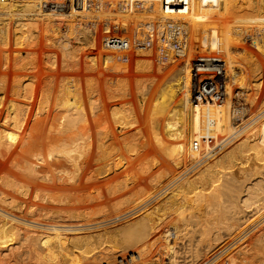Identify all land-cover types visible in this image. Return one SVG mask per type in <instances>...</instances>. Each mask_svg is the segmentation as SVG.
Returning a JSON list of instances; mask_svg holds the SVG:
<instances>
[{
  "label": "bare ground",
  "instance_id": "obj_1",
  "mask_svg": "<svg viewBox=\"0 0 264 264\" xmlns=\"http://www.w3.org/2000/svg\"><path fill=\"white\" fill-rule=\"evenodd\" d=\"M45 1H50V0H0L1 46L9 47L11 43L13 45H18V46L23 45L25 43H30L31 45V43L33 42L36 43V41L33 40L39 38L41 34H43L42 36H44L46 40L66 38V36L68 37V35H74L76 37L77 32L75 35L74 33L76 31L75 29L76 27L74 22L72 21V23L74 24L72 26L75 27V28L72 27L73 29H75L74 32L71 30L70 28L71 26H69L70 25L69 23H68L69 25L66 26L67 31L63 30V27L61 25L59 24L57 25L54 22V20H56L58 16L56 15L57 17L55 16L56 18H53L54 16L51 15L53 13L56 14L57 11L55 10L56 11L55 13L54 10H44L42 8V5ZM161 1L162 0H86L85 2L78 4L79 9H75L72 7L71 10L67 9L64 11H59V12H69V13L78 14L79 16L77 17L79 18L81 17L83 19V20L81 19V21H84V25L86 27V28L83 27L85 29L84 30L82 29L83 34L81 35V37L78 35L79 36L78 40L85 42L88 47L89 46L92 47V50L93 48L95 50L100 48V50L98 49L99 54L98 52L95 53V51L94 52L90 51L92 52L90 53V57L87 56L89 57L87 63L92 68H95L98 64H101L100 65L101 68L102 67L106 68L107 64L111 65L113 62L119 63L116 56L112 55L113 51L105 50V49L101 50L102 47L99 43L100 35L111 31L112 27L110 23H108L105 20L103 22L101 21L102 25L100 24L101 25L100 27V25H97V23L94 22L95 20H92L95 17L99 18V16H102L105 13L103 16L108 14L109 15L119 14L126 17L128 20L132 19L134 21L133 23L130 22L131 20L130 21L124 20L123 22H120V24H118L117 26L116 23H114L113 24L114 28H118V31L119 30L123 31L128 35L137 34L139 35V38H142L140 36L145 37L146 34H148V36L145 38H150L152 41V45L151 47H149L150 49L148 48V50L146 51H139L136 49L134 50L135 46H133L134 43L132 41L130 46V55L132 56V59L134 57L137 64L136 66L139 67L141 71L142 68L144 69V71H146L147 69L150 70L151 67L154 66L153 64L155 63L153 56L155 55V53L159 59L158 63L162 65V66L158 65L156 67V71L158 70L157 71L158 73L159 72L163 73L165 75V79L163 77L164 75L162 74L160 75L159 73V75L162 76L164 79L160 81L162 78L159 79L158 73L154 71L155 72L154 75L149 77V79L146 81V84L143 83L145 85L139 86L138 92L140 94L139 96L142 97L141 100H143L142 102L143 105L145 106L147 105L144 104V101H146L147 99L146 97L149 98L151 97V101H154L151 107L152 110L148 108L152 111L150 113L152 114V116L151 118L148 116L149 114L148 112L149 110H148L147 117L151 119V121L149 122L152 123V129L155 135V141H156L155 146H157V148L160 149L158 152H160L161 155L163 154L165 155V161H163V159H161L160 156L153 157L156 154L151 153L152 152L151 151L149 152V155H151V157H153L154 160H152V163H149V161L151 162L150 158L147 159L148 157H145V159L149 160L146 161V163H149L148 165H146L147 166L146 170L144 168L146 173H144L145 171H140L139 173L133 175L134 178L130 177L131 182L126 180L125 182L122 181L123 184L118 183L119 184L118 189L120 192V190L127 191L132 189L136 183H139L142 180L146 181L145 185L148 184L152 192L150 191L151 193L147 197L145 196L146 198H144V200L146 199L145 200L146 202L144 203H141L139 200L132 201V199H130L132 202H126L127 204L124 207H117L115 209L114 206L115 204L118 203V201L117 203L113 202L112 208H114L115 210L110 209L111 211L105 212L104 217L101 216L102 218L93 219V217L96 216V215L93 216L94 215L93 214L92 216H90L92 218L87 219L86 217L87 221H80V222H78L79 220L76 222H68L66 221L67 219L65 220V218L66 217L68 218L69 216L71 217L69 220H71L72 217L78 216L76 214L77 213L76 210H78V208L74 209V207L69 208L67 207L68 205L67 206L62 205V210H60L61 212L58 211L57 214H54L53 212L55 211L54 209H51L50 205H52L53 202L59 203L58 205L66 203L69 200V197L74 194L73 192V194L70 195L68 193L70 190L72 191L75 189L76 190V191L74 190L75 192H79L80 189L86 188L89 185L90 188H96L98 189L99 193H102L103 191H101V189L103 188V184L101 183L102 185H98V182L100 180L96 182L97 175L105 174L107 172L109 174V172L111 173L110 171L111 169L118 167L121 164H122L121 166H123L124 163L126 164V162L127 164L130 163V161L129 162L125 161L124 163H122L123 159L120 158L119 161H116L117 163H115L113 159L115 156L112 158L111 157L112 155L110 154L112 150L109 151L107 150L106 146H108L112 142V140L110 143H107L106 145V139L108 136L112 135L111 133H113L114 131L111 132L109 127L107 129L106 124H105L106 129L104 131L99 130L101 128L99 126L100 123L98 124V126L100 127L98 129L99 131L97 132L94 131L95 129L93 127L94 117L99 114H101V116L103 114L105 115L109 108L107 106L108 104L105 103L106 106L101 105L98 103L99 102L97 100L98 98L94 99V97L92 98L90 96L92 94L94 95V91L99 88L93 87L92 89H88V90L85 89L86 91L84 92L86 93V95L88 92V96H89L87 97L89 99H87L85 97V94L79 91L78 88L76 89L75 87H69L66 89H62L64 87L62 88L59 87L58 89L61 90V92H63L62 90L65 91V96L63 94L64 92L62 93L63 96L61 95L60 92V96L66 97L65 99L69 100L68 101L69 103L63 104L67 107L65 114L58 115V114H54V112L51 109L47 108V104L44 98L43 100L41 98H38L39 97L37 96L38 93L36 92L35 89H33L34 82L32 80L30 82L28 81L27 83H21V84L18 83V80H16L17 82L15 83L13 82L10 86L11 95L8 97L6 93H8L9 91L5 90L7 78L5 77L0 78V148H5L4 150H6L5 152L6 155L4 154L2 156L6 157L9 154V158H10L9 161L12 162V164L10 163L12 168H14L17 173L20 172V175H18L15 172V178H12L13 180L8 182L9 185L8 187H11V190H13L12 193L14 192L20 193L26 198L30 197V195H33L34 196L33 198L36 199L35 205L30 206V209L28 210L29 213L28 211L26 213L30 214L33 218H36L35 215L37 214L40 215L38 216L40 220L32 219V217L28 219L27 218L28 216L22 215L21 213L25 214L23 211L25 208L22 209L23 207H26V203H24L25 200H19L18 199L19 197H17L16 194L14 193L13 195H11V201L3 198L4 201L8 202L9 209H11L10 207H12V209L14 208L13 209L14 211L13 210L8 211L7 209H4L3 206H0V227L4 231L12 232L14 236L16 235L15 237L19 238L20 236L21 237L20 239L28 240L29 243L30 242L32 243L31 244L32 246L29 244L26 245L27 246L29 245L28 247H30L29 248L30 255L28 254V256L30 257V261H33L34 264H41L42 262H44V258L43 259L40 258L42 256L39 255L40 252L39 251H38L39 253L34 252L38 250L37 249L38 247L36 248L35 245L36 244L38 245V242L40 244L41 240L43 241L44 238L45 239L48 238L47 240L51 238L53 245L59 246L58 248L60 250L59 254L63 256L64 255L70 256L72 260V264H100V262L105 264L106 263L111 264L113 259H111V257L108 255L109 253L105 252L103 247L105 248L107 245H109V247L110 245L120 247L121 244H123L124 246L125 243L132 244L133 248L134 246H136V248L139 249L142 248L144 249V247H146V257L144 254L140 253L141 254L140 255L138 253L139 256L141 257L137 258L136 260H134V262H132L131 260L132 254H134V256H136L137 254L132 251V253H129L127 256H124L122 252L126 251L127 249L123 248L120 250L121 254H119L118 252L119 258L121 256L122 260L120 262L122 264H131V263L132 264H180L181 261L180 256L181 258L183 257L181 252H179V249H181L180 244L184 242L185 239L186 240L188 239L191 243H194L195 240V242L198 243V246L200 245V249L198 246H196L197 247L196 249L198 250L194 248L196 250L195 251L193 249L196 252V254L193 256V259H195L194 261L195 263L193 264H264V239L263 240L260 239L261 240L260 245L256 247L257 253H254V256L251 255V257H249L250 252H248L249 254L247 253L249 249H244V246L243 247L239 246V248L240 247L243 248V251L239 249V251L243 253L241 254L242 256H240V252L238 250L237 252H239V254L237 252L236 254L233 253V250L228 252L230 249V245L231 246L234 245L239 240L238 236H240L239 238L241 241L239 243L242 244L243 242H248L247 239L249 238L250 239L256 238L253 237L254 236L253 234L256 233L253 231H255L254 229L256 227V224L258 223V216L262 214L260 211H262L261 209L264 207V205H262L261 203V201L264 199V118L261 119L259 122H257L260 118L263 117L262 115H264L263 114L264 111L261 113L262 115L260 114L258 115V117L253 118L251 120L247 118L249 121L248 120L245 121L243 114L244 112H242L243 111L242 107H240V105L237 104L239 101L236 103V101L234 100L235 97H232L234 96L233 94L236 93L235 90L233 89V84H235L240 77L243 78L242 74H240V71L238 70V67L240 66V62H242L243 60H244L243 61L244 64L242 65L246 64L245 68L247 75L248 74L250 75L249 76L250 80L248 79L249 81L248 84H252L251 86L247 85L248 87V88L246 87L247 90L248 89L253 90V88L256 89L257 92L258 90H260V93H262L264 96V78L261 79L262 76L261 69L263 67L261 68V64L258 63L255 57L256 52L255 54H251L249 52L250 54L248 55L246 54V52L243 53L242 61L240 60L238 64L239 59L237 61V56L235 54L236 50L233 47L234 39H236V37L241 34V31L248 32V29H246L247 27L245 26L246 23L238 24L239 22L261 20L259 21L260 23L264 21V0H225L222 6H220L218 0H202L200 4H192L187 8V10L184 11L165 10V7L164 5H162ZM116 11L119 12L117 13ZM44 14H45L44 17L41 16ZM69 19H70L69 21H71V18ZM115 19L117 20V18ZM41 20H43L45 24L46 22H48L47 27L41 23ZM65 20L66 19L64 18L63 21ZM79 24L78 27L80 26ZM246 25L248 26V24ZM258 25L261 26L260 24ZM262 26L264 27V24ZM68 28L70 29L68 30ZM99 28H100V32H99ZM259 30L254 31V33L250 32L249 35L253 43L258 44L262 42L264 49V33H262L263 31L260 32L262 34L261 36H259L258 35ZM134 38L135 37H133V39ZM60 42H62L61 43L62 46L64 42L63 39ZM66 45L68 44L66 43ZM87 46L85 48H87ZM70 48L72 49V46ZM244 48H245L244 51H246L247 47L245 46ZM43 50L45 51V49ZM220 50H223V53L225 54L221 59V61H225L226 63L225 69L227 76L225 77V79L227 81H226V91L224 93L226 95V100H224L225 103L219 105V103H217L215 100L209 99L205 102L206 103L205 105H202V103L196 105L191 102V98H190L192 74H193L192 69L197 68L200 76L201 73H203V71L205 70L215 71L214 73L215 79L218 81L219 84H221L222 75H220L219 72L218 73L216 72L217 69L216 62L219 61ZM2 51L3 54H5L3 57L7 61L8 57L6 55L7 53L6 50H2ZM63 51H65L64 54H66L70 59L74 57V55L71 54V50L65 48V46ZM116 51L119 52V50ZM196 52L198 53L197 58L193 56V54ZM146 53L149 55L145 56ZM46 56H47L46 59L48 58L49 59L48 61L50 62V63L47 62L48 65L50 64V66L52 65L54 67L58 59L56 53L48 52L46 53ZM185 56H188L187 59H184ZM119 57H121V55ZM13 58L14 57H12V59ZM156 58L157 57H155V59ZM46 59L45 61H47ZM132 59L130 60L132 61ZM135 60L133 61L135 62ZM12 61H16V60H12ZM61 61L62 62L60 63H62L63 67H66L68 65V62L65 59V57L63 58L62 56ZM4 62H3V66L6 68L7 65ZM25 62L26 60L24 61V63ZM169 66H171V68ZM167 67H169L170 69L168 70ZM20 68L22 69L21 65ZM14 70H16V68ZM147 72L149 71L147 70ZM260 74L261 76L259 78L258 76ZM247 77L248 76H246V78ZM242 80L243 82L247 81V80L244 81L245 78H243ZM104 83H106V86L108 87L107 88L105 86L107 88V92L109 90L108 93L111 92L112 94H114L115 92L114 89L112 88L114 85L112 84V82H109V80L105 79ZM136 85H134L135 88ZM51 87L52 86H50V88ZM50 88L49 90L47 89L46 90L49 92L51 91ZM130 90L131 89H129V91ZM48 92H46L45 95ZM102 93L101 96L103 95ZM108 93L106 94L108 95ZM121 94H123V92H121ZM12 95L18 96L19 100H15ZM50 95H46V96H50ZM57 96L59 95L57 94ZM263 96L261 98H263ZM253 97H250V99ZM45 98L47 99V97ZM114 98L116 99L118 97L116 96L113 97V99ZM56 100L59 101L58 98ZM84 100H88V101H84ZM60 101L58 103H60ZM85 102L90 104V105L88 104L89 106L87 105L89 108H84V106H86ZM140 104L141 103H139L140 107H144ZM58 106L60 105L58 104ZM114 108L112 110V114L110 115H112L115 118L114 121L117 122L116 120H118L117 118H119L118 110H116V107ZM119 111L122 112L121 110ZM128 112L129 110H127L126 112L127 114H125L124 116L122 114L125 112L120 114V116L121 115L122 116L119 118L121 121L120 123H118L119 124L118 126L119 129L121 130L124 127L126 128L128 126L127 124H130L132 122L131 119H130L131 121L129 120L130 123L125 121L129 119L130 116L129 113L131 114V112L129 113ZM133 112H135V110ZM207 114H208V118L206 117ZM126 115L127 116L129 115L128 118H126ZM133 115H135V113ZM111 117L109 116V118ZM141 117L143 118V116ZM206 118L208 119V124L206 122L207 120ZM96 119L99 121L98 117ZM133 119L135 120L134 117ZM238 121L241 123H238ZM134 123L135 121L130 125ZM253 124L254 126L257 125L254 128L256 131H253L251 134H247V132L245 133V130L251 128L252 127L251 125ZM147 125L148 124H146V126ZM113 127L111 128L115 130V124ZM124 135L125 134L122 133L119 135L117 134V136H113L114 137L113 139L115 140L119 139L121 143H122L121 140L124 139L123 141L126 142L125 141L126 138ZM254 135L256 136L252 137ZM13 136L14 137L17 136L18 140L14 139ZM201 136L213 138V139L215 138L216 142L221 144V146L216 148L217 150H215V148L214 149L209 148L203 153H196L191 149V143L194 140V138H198ZM220 140L223 141V144L220 143L221 142ZM230 141H233L232 144L227 146V148L223 150V152H221L220 154H216L222 147H224ZM113 142L111 143V145H113ZM147 142H149L148 138H147ZM145 143L146 142H144L143 145H145ZM148 144L149 146L151 145L150 142ZM13 145H17V147H19L21 151L10 152ZM124 145H127V143ZM140 145H142V143ZM128 146L127 148L130 149L131 145L130 147ZM97 147H99L100 150H98L99 149L98 148L97 149L98 151H96ZM140 147L145 148L142 146ZM114 148L115 147H113V151ZM135 150L137 149L135 148ZM147 151H149V148L147 149ZM2 152L3 150L2 151L0 150L1 154ZM135 153L137 154V152ZM128 159L129 158L127 156V160ZM145 159H142V161ZM251 159L254 160V164L250 163ZM89 160L94 161L99 165L96 166L94 164L96 168L94 167L95 168L94 170L92 169L89 170L90 167L88 166L91 165V163H88ZM190 161L191 163H189ZM112 162L114 163L111 164ZM138 162L139 161H137V164H139ZM188 163L193 164L194 167L197 166L200 170H198V172H195L196 169H194L195 174L192 177L188 176L187 179H183L182 181L177 183H175L176 174L175 176L170 178V180H167V182H165L164 180L162 181L163 177H161V175L163 176L164 171L162 172L161 170L162 173L160 175H159L160 172L157 174L156 171H154L155 169L154 167L158 165L160 166L162 165L164 168H168L172 166V164L178 165V167L179 165H185L186 167L188 166ZM131 171L132 170H130V172ZM165 172L167 171L165 170ZM179 172L177 174L178 176H179ZM186 173L188 172H185V174ZM100 182H104V184L106 183V181H103V179ZM111 186L113 187V183ZM111 186L110 188H112ZM116 189L110 191L109 194L113 196L112 194H115L118 190ZM92 191L93 190H91V193ZM146 192H148V190ZM86 193L89 192L87 191ZM81 194H83L82 191ZM163 194L164 196L162 198L160 199L158 198L159 200L156 199L158 202L156 201L154 204H151V201H153L155 197H159ZM91 195L92 194H90V196ZM90 196H89V200L91 199ZM77 197L80 198V195L77 194ZM100 198H98V200ZM86 199L88 200V198ZM93 200L96 201V196L95 199ZM101 201L102 200H100V202ZM262 202H264V200ZM77 203L80 204L79 202ZM86 203L88 204L89 202ZM71 204H74V202ZM80 205H78V207H80ZM98 205H100V203ZM98 205L96 204V206ZM96 206L95 208L93 207V209H96ZM58 207L60 208L61 206ZM145 207L146 209L144 210L143 208ZM79 211H81L80 208ZM97 211L100 213L101 209L99 208L97 209ZM97 211L96 213H98ZM42 212L43 213L45 212V215H43ZM73 212L76 213L74 214ZM41 216L47 218L43 221L41 220L43 219V217L41 218ZM81 216L84 217L83 215ZM85 216L87 215L85 214ZM125 218L126 219L129 218L128 221L119 220ZM18 220L20 222H17ZM114 221H117V223L115 222V224L112 226L111 223L112 222L114 223ZM29 222L40 223L42 225H35V224L28 225L30 224ZM43 224L45 225L47 224V226H44ZM89 229L90 231L86 232ZM104 231L106 232L105 237L103 236L102 233ZM261 231L259 234L263 232ZM0 233L2 235V232ZM262 238H264L263 235ZM255 241L256 240L253 239L252 242ZM4 242L3 241L0 242V246H1L0 264H11L13 262L12 259H13L14 248L10 247ZM23 242L28 243L26 241ZM252 242L248 244H251ZM191 243L189 244L190 245L189 247H191ZM253 244H256V242ZM251 247H254V245ZM251 247H250V251H251ZM115 248L116 247H114V249ZM106 249H108V247ZM111 251H113V248ZM148 252H151L152 256H150L151 254L147 255ZM226 252L228 253L226 254ZM49 253L51 252L49 251ZM111 253L113 254V252ZM185 254L187 253L185 252ZM45 256L48 257L47 255ZM164 257H167L168 260L166 261V258ZM58 258H57V263H59L60 261L62 262L63 257L62 258L60 257L61 260ZM48 261L45 260L46 263H48ZM191 263L192 262H190V264Z\"/></svg>",
  "mask_w": 264,
  "mask_h": 264
},
{
  "label": "rangeland",
  "instance_id": "obj_2",
  "mask_svg": "<svg viewBox=\"0 0 264 264\" xmlns=\"http://www.w3.org/2000/svg\"><path fill=\"white\" fill-rule=\"evenodd\" d=\"M118 9H119V7H118ZM56 11H57V13H56ZM56 11H54L56 14H54L53 13V11H52V13L54 14H51L52 16H54L53 18H56L57 16V18H56V20H54V22L58 25H61L62 27H63V30H66L67 31V27L66 26H68L69 24V26H71L70 28H71V30L74 32L75 31V29H76V31H75V35H76V32H77V35H76V37L74 36V35H68V37L66 36V38H57V39H51V40H46V38L44 37V36H42L43 34H41V36L39 37V38H36V40H33V41H36V43L35 42H33V43H31V45H30V43H25V44H23V45H13L12 43H11V45L9 46V47H5V46H1V44H0V78H7V83H6V88H5V90L7 91H9L8 93H6L7 95H8V97L11 95L10 94V86H11V84L14 82H17L16 80H18V83H27L28 81L30 82L31 80L34 82V88L33 89H35L36 90V92L38 93L37 94V96H39L38 98H41L42 100H43V98L45 99V102H46V104H47V108L48 109H51L53 112H54V114H58V115H64L65 114V111L67 110V107L65 106V105H63V104H66V103H69L68 101L69 100H66L65 98L66 97H62L63 96V94H64V96H65V91L64 90H62L63 92H61V90H59L58 88L60 87V88H62V87H64V88H62V89H66V88H69V87H75L76 89L78 88L79 89V91H81V92H83L84 94H85V97L87 98V97H89L88 96V92H87V95H86V93L84 92V91H86V90H88V89H92L93 87H96V88H99V89H97V90H100V91H97V90H93L94 91V95L92 94V95H90L92 98L94 97V99H97L99 102V104H101V105H105L106 106V104H108L107 106L109 107L108 108V111H107V113L103 116H101V114H99V115H97V116H95L94 117V119H93V123H94V131L95 132H97V131H99V130H102V131H104L105 129H106V126H107V129H108V127H109V129H110V131L111 132H113V133H111L112 135H110V136H108L107 137V139H106V145H107V143H110L111 142V140H112V142L114 141L115 142V144H117V145H115L114 144V142H113V145H111V143L109 144V145H111V146H106V148H107V150L109 151V150H112L111 152H113V153H115V154H113V153H111L110 152V154L112 155L111 157L113 158L114 156V161H115V163H117L116 161H119V158L120 159H123L122 160V163H124L125 161H130V163H128L129 164V166H128V164H127V162H126V164L124 163V165L123 166H121V165H119L118 167H115V168H113V169H111L110 171H111V173L109 172V174H108V172L107 173H105V174H99V175H97V178H96V182H98V180H100V181H102V179H103V181H106V183L104 184V182H98V185H102L103 184V188L102 187H100V188H102L101 189V191H103L102 193H99L98 192V189H96V188H90L89 187V185L86 187V188H83V189H80V191L79 192H75L74 190H70L68 193L71 195V194H73V192H74V194L73 195H71L70 197H69V200L66 202V203H64V204H61V205H58L59 203H55V202H53L52 203V205H50L51 206V209H54V211L55 212H53L54 214H57V212L58 211H60V210H62V205L63 206H67V207H69V208H73L74 207V209L75 208H78V210H76L77 211V215L78 216H75V217H72V219L71 220H69L71 217L69 216L68 218L66 217L65 218V220L66 221H68V222H76V221H78V222H80V221H87V219L88 218H92V217H90V216H92L93 214V216H95V217H93V219H95V218H102V217H104L105 215H104V213L105 212H109V211H111V210H115L117 207H124L127 203L126 202H132V201H140L141 203H144V202H146L145 200H144V198H146L151 192H152V190L150 189V186H148V184L147 185H145L146 184V181H140L139 183H136L134 186H133V188L132 189H130V190H127V191H121L120 190V192L122 193H120L119 192V184L118 183H120V184H123V182H125L126 180H128L129 182H131L130 180V177H133L134 178V176L133 175H135L136 173H139L140 171H145L146 170V165H148L149 163H152V160H154V158L153 157H156V156H160V158L161 159H163V161H165V155L163 154V155H161L160 154V152H158L160 149L159 148H157V146H155V143H156V141H155V135H154V132H153V129H152V123L151 122H149V121H151V116H152V114H150L152 111V104H153V102L154 101H151V97L149 98V97H146L147 99H146V101H144V104H147L148 105V107H147V105L145 106V105H143V100H141L142 99V97L141 96H139L140 94H139V92H138V90H139V86L140 85H145L146 84V81L149 79V77H151V76H153L154 75V71H156V67L158 66V65H161L160 63H158L159 62V59H158V56L156 55V53H155V55L153 56L154 57V63L155 64H153L154 66H152L151 67V71L149 70V69H147L149 72H147V70H146V67H145V70L146 71H144V69L142 68V71L139 69V67H137L136 65V60L134 59V57H133V59H132V56L130 55V59H132V61L130 60V63H129V65H128V67H125L124 68V66H122V65H120L119 63H117V62H113L111 65L110 64H107L106 65V68L104 67H102L101 68V64H98L95 68H92V67H90L89 65H88V60H89V57H90V53H92V52H94L95 51V53H97L98 52V49L100 50V48H98L97 50H95L94 48H93V50H92V47H88L87 45H86V43L85 42H83V41H81V40H78V38H79V36L81 37V35L83 34V30L86 28L85 27V25H84V21H81V17L79 18V17H77V16H79L78 14H76V13H69V12H59L58 10H56ZM117 13L119 12V11H116ZM76 14V15H75ZM105 14V13H104ZM103 14V15H104ZM57 15V16H56ZM99 16V18L98 17H95L94 19H92V20H95L94 22L95 23H97V25H102V23H101V21L103 22L104 20L105 21H107L108 23H110V25H111V32H113L114 30V23H116V24H120V22H123L124 20L125 21H130V22H134L132 19H130V20H128L126 17H124V16H122V15H119V14H111V15H105V16ZM41 16H45V14L44 15H41ZM56 16V17H55ZM62 16V17H61ZM67 16V17H66ZM70 16V17H69ZM112 16V17H111ZM60 17V18H59ZM117 18V20L115 19V18ZM121 17V18H120ZM122 17H124V18H122ZM45 18H47V17H45ZM64 18L66 19L65 21H63L64 20ZM69 18H71V21H69L70 19ZM74 18H76V19H74ZM97 18V19H96ZM103 20H102V19ZM105 18V19H104ZM108 18V19H107ZM120 19V20H119ZM127 19V20H126ZM83 20V19H82ZM43 20H41V23L43 24V25H45L46 27H47V23L48 22H46V24H45V22L43 23L42 22ZM68 21V22H67ZM72 21L74 22V24H75V27L74 26H72V25H74L73 23H72ZM78 21V22H77ZM254 21V20H253ZM252 20L251 21H243V22H239L238 24H248V26L245 24V26L247 27L246 29H248V32H246V31H241V34L240 35H238L237 37H236V39H234V43H233V47L235 48V50H236V56H237V61H238V59H239V61H238V64H239V62H240V60L242 61V54L243 53H245L246 52V54L248 55V54H255V52H256V59H257V61H258V63H260L261 64V74H262V76H261V74L258 76L259 78H260V76H261V79L262 78H264V49H263V43L262 42H260V43H258V44H255V43H253V41H252V39H251V37H250V35H249V33L250 32H253L254 33V31H256V30H259V29H261L263 26V24H264V21L263 22H260L259 23V21H261V20H256V21H254L253 22ZM63 23V24H62ZM69 23V24H68ZM72 23V24H71ZM79 23H81V24H79ZM251 23H253V24H251ZM78 24L80 25L79 27H78ZM251 26H250V25ZM258 24H260L261 26H259ZM77 25V26H76ZM82 25H84V26H82ZM101 25H100V27H101ZM253 25V26H252ZM259 26V27H258ZM65 27V28H64ZM72 27H74L75 29H73ZM78 27V28H77ZM83 27H85V28H83ZM251 29H250V28ZM70 28H68V30L70 29ZM80 28V29H79ZM253 28V29H252ZM257 28V29H256ZM79 29V30H78ZM83 29V30H82ZM118 29V28H117ZM256 29V30H255ZM251 30V31H250ZM66 31H64V32H66ZM263 31V32H262ZM78 32H79V34H78ZM82 32V33H81ZM99 32H100V28H99ZM116 32H120V33H125V32H123V31H117L116 30ZM259 33H258V35L259 36H261V34L262 33H264V27L261 29V30H259L258 31ZM260 32H262V33H260ZM104 34H107V33H104ZM104 34H101L102 36L104 35ZM245 34V35H244ZM79 35V36H78ZM100 35V41H101V38H102V36ZM130 36H131V38H132V41H133V46H135V44H136V42L137 41H139L140 39L142 40V39H144L145 37H147L148 36V34H146V36L145 37H143V36H140V37H142V38H139V35H137V34H130ZM246 36V37H245ZM75 37V38H74ZM133 37H137L136 39L134 38L133 39ZM44 38H45V40H44ZM62 39H63V44H62V46H61V43L62 42H60V41H62ZM67 41H66V40ZM56 40V41H55ZM70 40V41H69ZM136 40V41H135ZM49 41V42H48ZM236 41V42H235ZM245 41H246V44H245ZM55 42V43H54ZM60 43V44H58V43ZM69 42V43H68ZM242 42V43H241ZM65 43V44H64ZM66 43L69 45V44H71V45H69L70 47L72 46V49L68 46V45H66ZM100 43V42H99ZM29 44V45H28ZM241 45V46H240ZM252 45V46H251ZM257 45V46H256ZM26 46V47H25ZM28 46V47H27ZM36 46V47H35ZM45 46V47H44ZM64 46H65V48H67V49H70L71 50V54H73L74 55V57H72L71 59L66 55V54H64V52L65 51H63L64 50ZM87 46V48H85ZM247 47V49H246V51H244V47ZM260 46V47H259ZM69 47V48H68ZM151 47V46H150ZM238 47V48H237ZM6 48V49H5ZM255 48V49H254ZM257 48V49H256ZM259 48V49H258ZM43 49H45V51L43 50ZM150 49V48H149ZM240 49V50H239ZM2 50H6V55H7V57H8V60L6 61L5 60V58L3 57L5 54H3V51ZM47 50H48V52H55L56 53V55L58 56V59H57V62L55 63V66L53 67L52 65L50 66V64L48 65V63L47 62H49L48 60V58L46 59V53H48L47 52ZM101 50H104L103 48L101 49ZM134 50H135V48H134ZM243 50V51H242ZM255 50V51H254ZM23 51V52H22ZM26 51V52H25ZM87 51H89V52H87ZM90 51H92V52H90ZM221 52H222V54H223V56L225 55L224 53H223V50H220ZM15 52V53H14ZM17 52V53H16ZM21 52V53H20ZM25 52V53H24ZM28 52V53H27ZM33 52H35V53H33ZM79 52V53H78ZM109 52V51H108ZM115 52V53H114ZM167 52V51H166ZM250 52V53H249ZM262 52V53H261ZM20 53V54H19ZM43 53V54H42ZM61 53V54H60ZM89 53V54H88ZM123 53H125V52H123V51H113L112 52V55H114V56H116V58H118L120 55L122 56L123 55ZM19 54V55H18ZM26 56H25V55ZM98 54H99V52H98ZM161 54V53H160ZM260 54H263V55H260ZM14 55V56H13ZM20 55H22V56H20ZM28 55V56H27ZM33 55V56H32ZM44 55V56H43ZM65 55V56H64ZM72 55V56H73ZM147 55H149V54H145V56H147ZM198 55V53L196 52V53H194L193 54V56L194 57H196ZM20 56V57H19ZM61 56V57H60ZM62 56H63V58L65 57V59L67 60V62H68V65L66 66V67H63L62 66V63H60V62H62L61 60H62ZM67 56V57H66ZM87 56H89V57H87ZM151 56V57H152ZM12 57H14L13 59H12ZM19 57V58H18ZM23 57H26V58H23ZM152 57V58H153ZM155 57H157L156 59H155ZM161 57V56H160ZM187 57L188 56H185V58L184 59H187ZM240 57V58H239ZM3 58H4V60H3ZM44 58V59H43ZM162 58V57H161ZM21 61H19V60ZM45 59L47 60V61H45ZM61 59V60H60ZM12 60H16V61H12ZM26 60V62L24 63V61ZM79 60V61H78ZM133 60H135V62L133 61ZM261 62H260V61ZM5 61V62H4ZM157 61V62H156ZM244 61V60H243ZM240 62V66L238 67V70L240 71V74H242V77L243 78H245V80L244 81H246V82H243V78H239V80H237L236 81V83L235 84H233V89L235 90V92L236 93H234L233 95L234 96H232V97H235L234 98V100L236 101V103L238 104V105H240V107H242V112H244L243 114H244V120L245 121H247L248 119L249 120H251V119H253V118H256V117H258V115H260L263 111H264V104H263V102H264V96H263V94L262 93H260V90H258V92H257V90L256 89H254L253 88V90L251 89H248L247 90V85L248 86H251L252 84H248L249 83V81H248V79L250 80V78H249V74L247 75V72H246V68H245V65H242V64H244V62ZM3 62L4 63H6V65H7V67L5 68L4 66H3ZM8 62V63H7ZM12 62H13V64H12ZM20 62V63H19ZM21 65V67H22V69L20 68V65ZM23 63V64H22ZM27 63V64H26ZM47 63V64H46ZM50 63V62H49ZM79 63V64H78ZM18 64V65H17ZM25 64V65H24ZM78 64V65H77ZM13 65V66H12ZM16 65V66H15ZM30 65V66H29ZM46 65V66H45ZM110 65V66H109ZM242 65V66H241ZM4 68H3V67ZM17 66H19V67H17ZM48 66V67H47ZM51 68H50V67ZM79 66V67H78ZM86 66H88V67H86ZM103 66V65H102ZM162 66V65H161ZM16 68V70H14L15 68ZM30 67V68H29ZM46 67V68H45ZM107 67H108V69H107ZM115 67V68H114ZM120 67V68H119ZM138 68V69H135V68ZM170 68H171V66H169ZM169 67H167L168 68V70L170 69ZM243 67V68H242ZM18 68V69H17ZM45 68V69H44ZM68 69V71H67V69ZM92 68V69H91ZM100 68H101V70H100ZM113 68V69H112ZM153 68V69H152ZM245 68V69H244ZM2 69V70H1ZM34 69V70H33ZM54 69V70H53ZM65 69V70H64ZM107 69V70H106ZM122 69V70H121ZM243 69V70H242ZM74 70V71H73ZM138 70V71H137ZM167 70V69H166ZM165 70V71H166ZM167 70V71H168ZM263 70V71H262ZM29 71V72H28ZM78 71V72H77ZM87 71V72H86ZM144 71V72H143ZM158 71V70H157ZM156 71V72H157ZM242 71H244V72H242ZM158 73V72H157ZM160 73V72H159ZM159 73H158V76H159V79H161L160 81H162V80H164L165 79V75L163 74V73H160V75L162 74V75H164L163 77H164V79H163V77L162 76H160L159 75ZM29 74H32L33 75V77H32V75H29ZM40 74V75H39ZM97 74V75H96ZM28 75V76H27ZM26 76V77H25ZM49 76V77H48ZM78 76V77H77ZM109 77V79H108V77ZM246 76H248L247 78H246ZM55 77V78H54ZM97 77H98V79H97ZM105 77V78H104ZM35 78H37V79H35ZM75 78H76V80H75ZM258 78V79H259ZM19 79H21V80H19ZM22 79H23V81H22ZM90 79V80H89ZM105 79H107V80H109V82H112V84L114 85L112 88L114 89V92L116 93H114V94H112L111 92L110 93H108L109 92V90H108V92H107V86H106V83H104L105 82ZM27 80V81H26ZM35 80V81H34ZM79 80V81H78ZM118 82H117V81ZM120 80V81H119ZM122 80V81H121ZM240 80H241V83H240ZM20 81V82H19ZM22 81V82H21ZM47 81V82H46ZM50 81V82H49ZM53 81V82H52ZM11 82V83H10ZM93 82V83H92ZM128 82V83H127ZM142 82V83H141ZM240 84H239V83ZM17 83V84H18ZM63 83V84H62ZM80 83V84H79ZM93 85H92V84ZM95 83V84H94ZM118 83V84H117ZM125 83V84H124ZM126 83H127V85H126ZM137 85H136V84ZM143 83H145V84H143ZM238 83V84H237ZM73 84H74V86H73ZM77 84V85H76ZM244 84H246V85H244ZM9 85V86H8ZM95 85V86H94ZM124 85H125V87H124ZM134 85H136V88H135V86ZM235 85V86H234ZM242 85H244V86H242ZM35 86H36V88H35ZM50 86H52L51 88H50ZM66 86V87H65ZM68 86V87H67ZM107 88H106V87ZM117 87V88H116ZM130 87V88H129ZM239 89H238V88ZM247 87V88H246ZM49 88H50V90L51 91H47V90H49ZM119 88V89H118ZM131 89L130 91H129V89ZM242 88V89H241ZM244 88V89H243ZM46 90V92H48L46 95H50V96H46L45 95V90ZM86 89V90H85ZM105 89V90H104ZM117 89V90H116ZM123 89V90H122ZM241 89V90H240ZM34 90V91H35ZM101 90H102V92H101ZM122 90V91H121ZM238 92H237V91ZM239 90H240V92H239ZM244 90V91H243ZM90 91V90H89ZM123 92V94H121V92ZM131 91H132V93H131ZM241 91H243V92H241ZM253 91H256V92H253ZM51 92V93H50ZM56 92H59V93H56ZM60 92H61V95L62 96H60ZM100 92V93H99ZM136 92H138V93H136ZM63 93V94H62ZM99 95H98V94ZM101 93L104 95H102L101 96ZM106 93H108V95L106 94ZM238 93V94H237ZM45 96H44V95ZM57 94L59 95V96H57ZM106 94V95H105ZM110 94V95H109ZM118 94V95H117ZM127 94V95H126ZM237 94V95H236ZM252 94H254V95H252ZM96 95V96H95ZM100 96V97H98V96ZM113 95V96H112ZM114 95H116L118 98H114L113 99V97H116V96H114ZM132 95V96H131ZM136 95H137V97H136ZM256 95V96H255ZM13 96V98L15 99V100H19V98H18V96H14V95H12ZM42 96V97H41ZM110 96H111V98H110ZM237 96V97H236ZM254 96V97H253ZM263 96V98H261ZM45 97H47V99L45 98ZM48 97H49V99H48ZM61 97H62V100H61ZM250 97H253L254 98V101H253V98H251L250 99ZM59 99V101H60V103H58L59 101L58 100H56V99ZM101 98V99H100ZM110 98V99H109ZM148 98H149V100H148ZM261 98V99H260ZM64 99V100H63ZM87 99H89V98H87ZM246 99V100H245ZM255 99H256V101H255ZM46 100H49V101H46ZM66 100V101H65ZM84 101H88V100H84ZM134 101H135V103H134ZM148 101V102H147ZM251 103H250V102ZM262 101V102H261ZM63 102V103H62ZM111 102H112V104H111ZM114 102H116V103H114ZM245 102V103H244ZM253 102V103H252ZM106 103V104H105ZM139 103H141L140 105H142V106H144V107H140L139 106ZM58 104L60 105V106H58ZM85 104H86V106L89 104V103H86L85 102ZM129 106H128V105ZM252 104V105H251ZM256 104V105H255ZM259 104V105H258ZM62 105V106H61ZM90 105V104H89ZM88 105V106H89ZM117 105V106H116ZM251 105V106H250ZM255 105V106H254ZM57 106H58V108H57ZM86 106H84V108H89L88 106L86 107ZM113 106V107H112ZM138 106H139V108L141 109V110H143V111H141L139 108H138ZM249 106V107H248ZM60 107V108H59ZM114 107H116V110H118V116H119V118L123 115H125V114H127L126 112H127V110H129V112H131V114L129 113V115L131 116H129V119L128 120H125V121H127V122H129V120L131 119L132 120V122L131 123H133L134 121H135V123L134 124H132V125H130V124H127L128 126L124 129V128H122V130L121 129H119V124L118 123H120V119L119 118H117L118 120H116L117 122H115L114 120H115V118L112 116V115H110V114H112V110H113V108ZM147 107V108H146ZM250 107H252V108H250ZM259 107V108H258ZM56 110H55V109ZM63 108V109H62ZM118 108H120V109H118ZM125 108V109H124ZM148 108H150V109H148ZM244 108V109H243ZM246 108V109H245ZM257 108V109H256ZM260 108H262V109H260ZM60 109V110H59ZM65 109V110H64ZM110 109V110H109ZM127 109V110H126ZM252 109V110H251ZM256 109V110H255ZM259 109V110H258ZM63 110V111H62ZM85 110H87V109H85ZM96 110V109H95ZM114 110H115V108H114ZM119 110H121L122 112H120ZM135 110V112H133ZM142 112H140V111ZM149 110V111H148ZM244 110H246V111H244ZM248 110V111H247ZM254 110V111H253ZM257 110H258V112H257ZM260 110H262V111H260ZM46 111V110H45ZM57 111V112H56ZM61 113H60V112ZM138 111V112H137ZM149 112V114H148V112ZM241 111V110H240ZM256 111V112H255ZM108 112H109V114H108ZM111 112V113H110ZM120 112V113H119ZM123 112H125V113H123ZM133 112V113H132ZM136 112H137V114H139V115H137L136 114ZM142 114H140V113ZM249 112V113H248ZM260 112V113H259ZM123 113V114H122ZM135 113V115H136V117H135V115H133ZM241 113V112H240ZM120 114H122L121 116H120ZM147 114H148V116L150 117H147ZM252 114V115H251ZM256 114V115H255ZM264 114V113H263ZM111 117V118H113V119H111V118H109V116ZM262 115V114H261ZM128 116L126 115V118H128ZM141 116H143V118L141 117ZM263 117L262 118H260L257 122H259L261 119H263L264 118V115H262ZM98 117V119H99V121L96 119ZM133 117L135 118V120L133 119ZM122 118H124V117H122ZM125 118V119H126ZM248 118V119H247ZM147 119V120H146ZM149 119V120H148ZM97 120V121H96ZM110 120H111V123L113 124L114 122V124H115V130L114 129H112L111 127H113L114 126V124H113V126H112V124L110 123ZM113 120V121H112ZM130 120V121H131ZM243 120V119H242ZM242 120H240V121H242ZM248 120V121H249ZM148 121V122H147ZM98 122V123H97ZM108 122V123H107ZM137 122V123H136ZM256 122V123H257ZM100 123V124H99ZM117 123V124H116ZM238 123H241V122H239L238 121ZM95 124H97V125H95ZM98 124H99V126L102 128H100L99 126H98ZM105 124H106V126H105ZM109 124H110V126H109ZM146 124H148L147 126H146ZM149 125H151V126H149ZM253 128H252V127ZM250 127L251 128H249V129H247V130H245V133L247 132V134H251L253 131H256L254 128L257 126H254V124L253 125H251ZM128 127H129V129H128ZM130 127H131V129H130ZM140 127V128H139ZM148 127V128H147ZM150 127V128H149ZM100 128V129H99ZM114 128V127H113ZM99 129V130H98ZM120 130H121V132H120ZM126 132V130H127V134L124 132V131ZM131 130V131H130ZM140 130V131H139ZM149 130H151V131H149ZM123 131V132H122ZM130 131V132H129ZM149 132V133H148ZM152 133V136H151V133ZM125 134L124 136H125V141L126 142H124L123 140L124 139H122L121 141H122V143L119 141V139L118 140H115V139H113L114 137L113 136H117V134L119 135V134ZM128 133H130V134H128ZM140 133V134H139ZM142 133V134H141ZM244 133V132H243ZM244 133V134H245ZM115 134V135H114ZM133 134V135H132ZM135 134V135H134ZM244 134H242V135H244ZM130 135V136H129ZM132 135V136H131ZM138 135V136H137ZM141 135V136H140ZM150 135V136H149ZM256 135H257V133H256ZM256 135H254V136H252V137H255ZM96 136H97V134H96ZM111 136H112V138H111ZM147 136V137H146ZM149 136V137H148ZM154 136V137H153ZM14 137V136H13ZM111 139H110V138ZM127 137H128V139H127ZM135 139H134V138ZM139 137V138H138ZM98 138V137H97ZM143 138H144V141H143ZM147 138L149 139V142L151 143V145L149 146V142H147ZM151 138V139H150ZM14 139H16V140H18V138H17V136H15L14 137ZM109 139V140H108ZM131 139H132V141H131ZM152 142H151V141ZM130 141V142H129ZM221 141V140H220ZM129 142V143H128ZM144 142H146L145 143V145H143L144 144ZM232 142L233 141H230L229 143H227L224 147H222L219 151H218V153H216V154H220L221 152H223V150H225L226 148H227V146H229L230 144H232ZM126 144L127 143V145H124V144ZM142 143V145H140ZM220 143H222L223 144V141H221ZM129 145V146H128ZM130 145H131V148H132V150H133V152H132V150H131V148L129 149V148H127V146L128 147H130ZM135 145V146H134ZM142 146V147H145V148H141L140 146ZM147 145V146H146ZM126 146V147H125ZM153 146H155V147H153ZM217 146V147H216ZM219 146H221V144H219V143H216L214 146H212L211 148H215V150H217L216 148H218ZM113 147H115L114 148V151H113ZM140 147V148H139ZM152 148V150H151V148ZM18 148L19 147H17V145H13L12 146V148H11V150H10V152L11 151H16V152H20L21 150H20V148H19V150H18ZM99 147H97L96 148V151H98V150H100V148L98 149ZM105 148V149H106ZM112 148V149H111ZM117 148V149H116ZM121 148V149H120ZM126 148V149H125ZM135 148L137 149V150H135ZM149 148V151H147V149ZM5 148H0V150L2 151L3 150V152H2V154L0 153V181H2V182H0V206H3V208L4 209H7L8 211H12L13 209H12V207H10L11 209H9V205H8V202H6V201H4L3 200V198L4 199H6V200H9V201H11V195H13L14 193H12L13 192V190H11V187H8L9 185H8V182L9 181H11V180H13L12 178H15V172H16V170L14 169V168H12V166H11V164H12V162L11 161H9L10 160V158H9V154L5 157H3L2 155H6V150H4ZM98 149V150H97ZM139 149V150H138ZM143 149V150H142ZM157 149V150H156ZM116 150V151H115ZM127 150V151H126ZM125 151V152H124ZM137 152V154L135 153V152ZM144 151V152H143ZM152 151V152H151ZM154 151H156V152H154ZM129 152H132V153H129ZM140 152V153H139ZM149 152H151V153H154V154H156L155 156H153V157H151V155H149ZM148 153V154H147ZM150 153V154H151ZM119 154V155H118ZM138 155V156H136V155ZM140 154V155H139ZM159 154V155H158ZM116 155H118V156H116ZM123 155H124V157H123ZM131 155V156H130ZM146 155H149V156H146ZM90 156V155H89ZM89 156H88V158H89ZM120 156H122V157H120ZM125 156H126V159H125ZM127 156H128V160H127ZM130 156V157H129ZM136 156V157H135ZM215 156V155H214ZM136 159H135V158ZM142 157V158H141ZM145 157H148L147 159H149L150 158V160H151V162L149 161V160H147V159H145ZM163 157V158H162ZM2 158V159H1ZM91 158V157H90ZM152 158V159H151ZM115 159H117V160H115ZM131 159V160H130ZM142 159H145V160H143L142 161ZM113 161V160H112ZM135 161H136V163H135ZM137 161H139L138 163L139 164H137ZM146 161H149V163H146ZM251 161V162H250ZM249 162L250 163H253L254 164V160H250ZM253 161V162H252ZM11 163V164H10ZM88 163H91V165L93 164H95L96 166L97 165H99L98 163H95L94 161H88ZM114 162H112L111 164H113ZM189 163H191V161L189 162ZM188 163V166H186L185 167V165H179V167H178V165H173L172 164V166H170V167H168V168H164L162 165V167L160 166V165H158V166H156V167H154L155 169H157V170H155L154 169V171H156V173L158 174L159 172V175L164 171L165 172V170L167 171V172H163V176L161 175V177H163L162 178V181L164 180L165 182H167V180H170V178H172L173 176H175V174H176V179H175V183H177V182H180V181H182L183 179H187L188 178V176H190V177H192L194 174H195V172H198V170H200L197 166H195L194 167V165L193 164H189ZM8 164H10V165H8ZM110 164V165H111ZM85 165H86V163H85ZM88 165H90V164H88ZM87 165V166H88ZM91 165L90 166H88V167H90V169L89 170H94L95 168H96V166L94 165H92V167H91ZM132 165V166H131ZM133 165H135V166H133ZM137 165V166H136ZM193 165V166H192ZM177 166V167H176ZM190 166V167H189ZM95 167V168H94ZM120 167V168H119ZM122 167V168H121ZM176 169H175V168ZM183 167V168H182ZM189 168V170H188V168ZM200 167V166H199ZM118 168V169H117ZM132 170L131 172H130V170ZM144 168H145V170H144ZM162 168V169H161ZM171 168V169H170ZM198 168V169H197ZM201 168V167H200ZM160 171H159V170ZM165 169V170H164ZM184 170V171H181V170ZM194 169H196V171L194 172ZM118 170V171H117ZM161 170H162V172H161ZM174 170H176V171H174ZM180 172H179V171ZM113 171V172H112ZM126 171V172H125ZM173 171H174V173H173ZM191 171V172H190ZM123 172V173H122ZM178 172H179V176L177 175L178 174ZM185 172H188V173H186L185 174ZM190 172V173H189ZM193 172V173H192ZM14 173V174H13ZM17 173V172H16ZM118 173V174H117ZM120 173V174H119ZM144 173H146V171L144 172ZM173 173V174H172ZM181 173V174H180ZM184 175H183V174ZM192 173V174H191ZM2 174H3V176H2ZM8 174V175H7ZM18 175H20V172H18L17 173ZM126 174V175H125ZM260 174V173H259ZM11 175H12V177H11ZM258 175V174H257ZM10 178H9V177ZM165 176H166V178H165ZM2 177V178H1ZM7 177V178H6ZM22 177V176H21ZM178 177V178H177ZM184 177V178H183ZM189 177V178H190ZM108 178V179H107ZM180 178V179H179ZM4 179V180H3ZM106 179V180H105ZM124 179V180H123ZM7 180V181H6ZM112 181V182H111ZM123 181V182H122ZM165 182H163V183H165ZM102 183V184H101ZM112 185V183H113V187L110 185V184ZM116 183V184H115ZM2 184V185H1ZM108 184V185H107ZM115 184V185H114ZM7 186V187H6ZM107 186H108V188H107ZM110 186L112 187V188H110ZM115 186V187H114ZM148 187V188H147ZM116 189L117 190V192L115 193V194H112L113 196H111V194H109L110 193V191H113L114 189ZM147 188V189H146ZM8 189V190H7ZM90 189V190H89ZM112 189V190H111ZM85 190V191H84ZM89 192V193H86L87 191ZM91 190H93L92 191V193H91ZM107 190V191H106ZM148 190V192H146ZM11 191V192H10ZM68 191V190H67ZM66 191V192H67ZM81 191L83 192V194H81ZM100 191V192H101ZM151 191V192H150ZM65 192V193H66ZM108 192V193H107ZM119 192V193H118ZM85 193V194H84ZM16 194V196L17 197H19L18 199L19 200H25V202L24 203H26V207H23L22 209H24L23 211H24V213L25 214H23V213H21L22 215H24V216H28L27 218L29 219L30 217H32L30 214H28L29 213V209H30V206H32V205H35V202H36V199H34L33 197V195H30V197H28V198H26V197H24L23 195H21L20 193H15ZM18 194V195H17ZM77 194H79L80 195V198H78L77 197ZM90 194H92L91 196H90ZM103 196H101V195ZM142 194V195H141ZM145 194V195H144ZM74 195H76V196H74ZM82 195H84V196H82ZM90 196V200H89V196ZM23 196V197H22ZM87 196V197H86ZM95 196H96V201L95 200H93V199H95ZM109 196H111V197H109ZM146 196V197H145ZM164 196V194L163 195H161V196H159V197H155L154 199H153V201H151V204H154L157 200H159L160 198H162ZM32 197V198H31ZM82 197V198H81ZM85 197V198H84ZM94 197V198H93ZM102 199H101V198ZM119 197V198H118ZM132 197V198H131ZM136 198V200H135V198ZM22 198V199H21ZM30 198V199H29ZM84 198V199H83ZM86 198H88V200L86 199ZM98 198H100L99 200H98ZM159 198V199H158ZM33 199H34V201H33ZM71 199V200H70ZM79 199V200H78ZM86 199V200H85ZM130 199H132V201L130 200ZM157 199V200H156ZM3 200V201H2ZM81 200H83V201H81ZM98 200V201H97ZM100 200H102L101 202H102V204H101V202H100ZM130 200V201H129ZM264 200V199H263ZM262 200V201H263ZM28 201V202H27ZM70 201V202H69ZM117 201H118V203H117ZM143 201V202H142ZM261 201V203H262V205H264V202H262ZM2 202V203H1ZM6 202V203H5ZM74 202V204H71V203H73ZM77 202H79L80 204H78ZM86 202H89L88 204L86 203ZM113 202L114 203H117V204H115V206H114V208H112L113 207ZM122 202V203H121ZM125 202V203H124ZM158 202V201H157ZM28 203V204H27ZM75 203H77V204H75ZM92 203V204H91ZM98 205L99 203H100V205H98V206H96V204ZM4 204V205H3ZM95 204V205H94ZM119 204V205H118ZM140 204V203H139ZM150 204V205H151ZM5 205H6V207H5ZM8 205V206H7ZM56 205V206H55ZM73 205V206H72ZM78 205H80V207H78ZM86 205V206H85ZM88 205V206H87ZM150 205H147V206H150ZM58 206H61L60 208L58 207ZM77 206V207H76ZM82 206H84V207H82ZM90 206V207H89ZM95 206H96V209H93V207L95 208ZM79 208H80V210L81 211H79ZM92 208V209H91ZM101 209V211H100V213L97 211V209ZM264 208V207H263ZM261 209L262 211H260L262 214H260L259 216H258V223L256 224V227H255V231H253V232H256V233H254L253 235V237H256V238H252V239H247V241L248 242H243V244L242 243H239V242H241L240 241V236H238V241H237V243H233L234 245H230V249H229V251L228 252H230L231 250H233V253H235L236 254V252H237V250L239 251V249L241 250V251H243V248H241V247H243L244 246V249H249V251H247V253L248 252H250V255H249V257H251V255L252 256H254V253H257V251H256V247L258 246V245H260V242H261V240H263L264 238H262V235H263V237H264V230H263V228H264V220H263V218H264V209ZM84 209V210H83ZM107 209V210H106ZM111 209V210H110ZM144 210L146 209V207L145 208H143ZM92 210H95V211H92ZM14 211V210H13ZM28 211V213H26ZM75 211V210H74ZM84 213H83V212ZM96 211L98 212V213H96ZM61 212V211H60ZM92 212H94V213H92ZM43 213V212H42ZM52 213V212H51ZM52 213V214H53ZM74 213V212H73ZM74 213V214H75ZM92 213V214H91ZM96 213V214H95ZM103 213V214H102ZM20 214V215H21ZM85 214L87 215V216H85ZM91 214V215H90ZM98 214H99V216H98ZM101 214V215H100ZM43 215H45V212L43 213ZM81 215H83L84 217H82ZM263 215V216H262ZM38 216H40V215H35V217L36 218H33L32 217V219H38V220H40L39 218H38ZM81 216V217H80ZM102 216V217H101ZM261 216H262V218H261ZM43 217V219H41V220H45L46 218H44V216H41V218ZM86 217H87V219H86ZM134 217V216H133ZM80 218V219H79ZM82 218V219H81ZM84 218V219H83ZM129 218H132V217H129ZM129 218H125V219H119V220H121V221H128V219ZM260 219V220H259ZM115 220V219H114ZM14 221V220H13ZM121 221H120V223H121ZM260 221H262L263 222V224H262V222H260ZM16 222V221H15ZM17 222H20L19 220L17 221ZM115 222L117 223V221H114V223L112 224L111 223V225L113 226L114 224H115ZM119 222V221H118ZM257 222V221H256ZM30 224H28V225H31V224H35V225H42V224H40V223H35V222H29ZM123 223V222H122ZM259 223H261V224H259ZM261 226H259V225ZM44 226H47V224L45 225V224H43ZM258 225V226H257ZM258 228H259V230H258ZM261 228V229H260ZM86 230V229H85ZM92 230H94V229H92ZM248 230V229H247ZM263 232H262V231ZM88 231H90V229L89 230H87L86 232H88ZM260 231L263 233H261V234H259L260 233ZM0 232H2V235H1V233H0V242L1 241H5L4 243L5 244H7V245H9L10 247H13L14 248V253H13V259H12V261L14 262V264L16 263V264H34L33 263V261H30V257L28 256V254L30 255V251H29V248L30 247H28L29 245H31L32 243L30 242H28V240H22V239H20L21 237L19 236V238L18 237H15L13 234H12V232H10V231H4V230H2V228L0 227ZM103 233V236L105 237L106 236V232L104 231V232H102ZM5 234V235H4ZM252 234V233H251ZM11 235V236H10ZM257 235V236H256ZM261 235V236H260ZM260 236V237H259ZM257 237H259V238H257ZM5 238V239H4ZM18 238V239H17ZM8 239V240H7ZM48 238H44V243H43V241L41 240V242H40V244H39V242H38V245L36 244L35 245V247L38 249V250H36V251H34L35 253L37 252V253H39V255L41 256H44V257H40V258H44V262H45V260L46 261H48V260H50V261H48V263H44V262H42L41 264H72V260H71V257L70 256H68V255H61V254H59L60 252V250L58 249L59 248V246L58 245H53V242H52V239L51 238H49V240H47ZM196 239V238H195ZM253 239H255L256 241V244H253V243H255V242H252L253 241ZM261 239V240H260ZM11 242H10V241ZM14 240H15V242H14ZM16 240H18V241H16ZM22 240V241H21ZM252 240V241H251ZM258 240V241H257ZM23 241H26V242H28V243H25V242H23ZM48 241H50V242H48ZM246 241V240H245ZM46 242V243H45ZM188 242H190L188 239L186 240H184V242H182L181 244H180V248L181 249H179V252H181V254H182V257L183 258H181V256H180V260L182 261H180V264H190V262H192L191 264H193V263H195L194 261H195V259H193V256L196 254V250H198V249H196L197 247L196 246H198V243L197 242H195V240H194V243H191V247H189L190 245V243H188ZM250 242H252L251 244H248V243H250ZM257 242H259V243H257ZM21 243V244H20ZM25 243V244H24ZM48 243V244H47ZM50 243V244H49ZM186 243H187V245H186ZM23 244H24V246H23ZM26 244H29L28 246L26 245ZM183 244V245H182ZM192 244H193V246H192ZM195 244V245H194ZM240 244V245H239ZM242 244V245H241ZM22 245V246H21ZM130 245V246H129ZM132 244H128V243H125L124 244V246H123V244H121L120 245V247L118 246H112V245H110V247H109V245H107L105 248L103 247V249L105 250V252H107V253H109L108 255L111 257V259H113L112 260V263L111 264H120L121 262V256H120V258H119V254H121V252H120V250L121 249H123V248H125V249H127L128 250V252H127V250L126 251H123L122 253H123V255L124 256H127L129 253H132V251L134 252V253H136L137 255L136 256H134V254H132V256H131V260H132V262H134V260H136L137 258H139V257H141V256H139V254L140 253H142V254H144L145 255V257H146V247H144V249H143V251H142V249H139V248H136V246H134V248H133V245L131 246ZM248 247H247V246ZM253 246L254 245V247H251V246ZM18 246V247H17ZM32 246V245H31ZM34 246V245H33ZM49 246V247H48ZM123 246V247H122ZM183 246V247H182ZM239 246H241L240 248H239ZM1 247V246H0ZM108 247V249H110V250H108V249H106ZM114 247H116L115 249H114ZM128 247V248H127ZM188 247V248H187ZM193 247V248H192ZM199 247V249H200V245L198 246ZM204 247V246H203ZM233 249H232V248ZM236 247V248H235ZM250 247H251V251H250ZM112 248H113V251H111L112 250ZM129 248H130V250H129ZM133 248V249H132ZM189 248H191V249H189ZM196 250H195V249ZM202 248V247H201ZM235 248V249H234ZM253 248V249H252ZM17 249V250H16ZM49 249V250H48ZM138 249V250H137ZM183 249V250H182ZM188 249V250H187ZM195 251H194V250ZM25 250V251H24ZM107 250V251H106ZM116 250V251H115ZM182 250V251H181ZM16 251V252H15ZM29 251V252H28ZM39 251V252H38ZM46 251V252H45ZM49 251L51 252V253H49ZM55 253H53V252ZM187 253V254H185V252ZM26 252V253H25ZM42 252V253H41ZM111 252H113V254L111 253ZM118 252H119V254H118ZM195 252V253H194ZM228 252H226V254L228 253ZM240 252V251H239ZM239 252H237L238 254H239ZM139 253V254H138ZM191 253V254H190ZM15 254H16V256H15ZM44 254V255H43ZM49 254V255H48ZM111 254H112V256H111ZM151 254V255H150ZM190 254V255H189ZM241 254H243L242 252H240V256H242ZM249 254V253H248ZM45 255H47L48 257H46ZM53 255H54V257H53ZM57 255H59V256H57ZM141 255V254H140ZM147 255H150V256H152V253L151 252H148V254ZM187 255V256H186ZM225 255V254H224ZM23 256V257H22ZM55 256H56V259H55ZM66 256V257H65ZM167 256V255H166ZM189 256V257H188ZM59 257V258H58ZM60 257L62 258V262L60 261L59 263H57V258L58 259H60ZM69 257V258H68ZM135 259H134V258ZM191 257V258H190ZM23 258V259H22ZM47 258H49V259H47ZM125 258V257H124ZM123 258V259H124ZM164 258H166V261L168 260L167 259V257H164ZM185 258V259H184ZM187 258V259H186ZM188 258H189V261H188ZM225 258V257H224ZM223 258V259H224ZM227 258V257H226ZM28 259V260H27ZM53 259V260H52ZM55 259V260H54ZM117 259V260H116ZM191 259H193V260H191ZM222 259V260H223ZM61 260V259H60ZM16 261V262H15ZM28 261V262H27ZM56 261V262H55ZM13 262L11 263V264H13ZM24 262V263H23ZM100 264H105V263H101L100 262ZM107 264V263H106ZM109 264V263H108ZM122 264V263H121ZM132 264V263H131Z\"/></svg>",
  "mask_w": 264,
  "mask_h": 264
},
{
  "label": "built area",
  "instance_id": "obj_3",
  "mask_svg": "<svg viewBox=\"0 0 264 264\" xmlns=\"http://www.w3.org/2000/svg\"><path fill=\"white\" fill-rule=\"evenodd\" d=\"M86 0H50L45 1L42 5L44 10H58L64 11L73 7L75 9L78 8L79 3H83ZM225 0H218L220 6L224 4ZM162 5H164L165 10H179L184 11L187 10L189 6L192 4H200L202 0H163L161 1ZM118 24H116L117 26ZM114 27V26H113ZM114 31H109L107 34L103 35L100 41V45L105 50L111 51H123V55L118 59V62L124 66L128 67L130 63V46L132 42V38L130 35L126 33L116 32L118 31L117 28L113 29ZM133 44V43H132ZM152 45V41L150 38H145L136 42L135 49L139 51H146ZM219 61H217L216 72L222 75V83L219 84L218 81L215 79V71L205 70L201 73V76L196 69H192V84H191V93L190 98L191 102L199 105H205L206 101L209 99L215 100L217 103L224 104V100H226V95L224 94L226 91V63L225 61H221L223 58V54L219 52ZM198 55L195 57L197 58ZM223 100V101H222ZM205 108V107H204ZM208 118V114L206 115ZM206 118V119H207ZM208 124V119L206 120ZM216 139L208 138V137H198L194 138L191 143V149L196 153H203L212 146L216 144Z\"/></svg>",
  "mask_w": 264,
  "mask_h": 264
}]
</instances>
